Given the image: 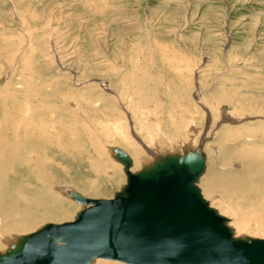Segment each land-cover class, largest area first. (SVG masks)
<instances>
[{
  "label": "rangeland",
  "instance_id": "1",
  "mask_svg": "<svg viewBox=\"0 0 264 264\" xmlns=\"http://www.w3.org/2000/svg\"><path fill=\"white\" fill-rule=\"evenodd\" d=\"M145 84L181 90L180 99L169 102L170 132L166 120L158 125L160 116L146 127L156 140L140 133L131 102V89ZM2 112L18 119L17 125H34L44 114L55 117L62 126L88 129L104 148V156L91 151L80 165L59 162L57 173L86 176L99 191H82L75 178L51 182V196L74 210L69 219L43 220L39 227L75 220L85 208L57 188L70 185L88 198L114 197L127 174L113 148L133 161L125 144L144 152L142 162L131 167L136 172L153 160L151 153H182L191 146L207 156L199 180L205 178L198 182L205 198L229 217L237 235L264 238V204L232 184L247 166L234 152L252 145L255 132L264 133V0H0ZM1 118L0 126L7 127ZM59 130L64 131L49 129ZM94 162H103L108 175L89 172ZM212 165L218 174L214 185L220 186L210 195L204 187ZM38 225L11 233L1 252Z\"/></svg>",
  "mask_w": 264,
  "mask_h": 264
},
{
  "label": "water",
  "instance_id": "2",
  "mask_svg": "<svg viewBox=\"0 0 264 264\" xmlns=\"http://www.w3.org/2000/svg\"><path fill=\"white\" fill-rule=\"evenodd\" d=\"M127 183L113 198L73 192L85 208L75 220L49 223L21 237L0 264H91L97 258L125 264H264V238L237 235L229 217L211 205L198 185L206 153H151L132 172V159L114 148Z\"/></svg>",
  "mask_w": 264,
  "mask_h": 264
},
{
  "label": "bare ground",
  "instance_id": "3",
  "mask_svg": "<svg viewBox=\"0 0 264 264\" xmlns=\"http://www.w3.org/2000/svg\"><path fill=\"white\" fill-rule=\"evenodd\" d=\"M8 94L5 97L11 96V95L8 96ZM4 101L8 102V100L5 99ZM35 109H37V106ZM41 109L43 110L44 108ZM60 110L62 112L64 110L65 112V109H60ZM26 111H28V109ZM27 115L29 116V114ZM0 116L3 117L1 119H4L6 123L9 122L7 127L0 126V248H3V246L6 244L5 243L6 239L8 241V236L10 237V234L11 233L13 234V232L26 231L30 228L37 226L38 224H41L42 223L41 221L43 220L57 219L59 221L60 219L61 220L69 219L72 216V209L74 210V208L71 209V207L66 203H65L66 205L63 204L61 199L53 198L49 193L50 188L52 187V186L50 187L51 182H55V183L62 181L74 182V180L77 179L75 180L74 183H77L78 185H80V187L83 186L82 191L88 188V191L98 192L99 188L97 187V185L90 184V180L85 178L86 177L85 175H84L85 177L83 178H79V175L81 174H77V177H71L66 175L65 173H60V172L57 173V171L61 170V168L59 167L60 163L76 161V164L79 163L78 165H80V163L83 161V158H85L88 154H90L91 151L98 154L99 156H104V148L99 146V144L97 145V143L95 142L97 140L95 139L96 137L95 134H94V138L93 135H90L89 137V133L86 132V130L89 131L88 129H86L84 132L82 130L83 128L82 129L80 128V131H76L74 128L69 127V125L62 126V124H60L61 121H57L55 117L54 118L48 117L49 115L46 114H44V118L40 117L38 122H34V125L30 124L29 121L27 122L25 121L23 125L21 124L17 125L18 119L11 121L10 116H8L5 113L1 114ZM7 117L9 121H6ZM15 122H17V124ZM59 127L61 128V130H64L63 133L62 131L60 133V130L57 132H55L56 131L55 130L53 133L49 131V129L51 128L58 129ZM90 131L92 132V130ZM254 134H255L253 136L254 141L252 145H244V148H241L240 150L234 152V155H238V157H241L246 161L247 166L245 165L246 168L244 167L243 173L239 171L238 175L231 178H232V184L236 188H238V190L248 193L250 192L249 194L253 195L254 198H256V200L260 202V204H264V133H260L259 131L258 134H256V132ZM118 141L122 143L121 139H118ZM124 146L128 148L129 152L135 159L134 161L132 160L131 167L134 168L137 165H139L142 162V160L145 158L144 152L141 151V149H139L138 147H135L133 144L132 145L125 144ZM113 153L115 158L120 163H122L121 160L117 157V152L114 151V148H113ZM206 160H207V156H206ZM206 160H205V164H206ZM93 165H94L93 169H91L89 172L92 173L96 172V174L103 172V174L108 175L109 169L103 162H94ZM215 166L212 165L209 176H207L209 171L206 173L207 176V178L205 179L206 187L204 188H206L209 194L211 192L216 191L218 186H220L218 185L219 183L214 185L215 180H218L217 178L218 174L215 170ZM131 167H130V171H131ZM64 175L67 177H64ZM201 176L199 177V179L201 178ZM219 177L223 179L222 178L223 176H219ZM204 178L198 181L199 184L200 182L201 183L203 182ZM81 179L83 180L84 183L81 181ZM54 185L56 187V184ZM69 186H66L67 189H63L65 187H61L57 189L60 191L64 190L63 193H65V195H68L75 200L73 196V192L74 191L78 192L77 191L78 189L75 190L74 188ZM210 195H212V193ZM257 206L258 205L255 204V207ZM258 207H260V205ZM47 224L49 223L47 222ZM47 224L45 223L44 226H46ZM55 224H61V223H55ZM44 226L39 227L38 225L39 228L36 231L23 234L14 240L16 241L19 240L21 237L33 234L37 232L39 229L43 228ZM11 240L10 242L14 241ZM9 248H11V246ZM6 251L7 248L5 249L4 252ZM110 261L111 260L97 258L91 264H114L112 263V261L111 263H109Z\"/></svg>",
  "mask_w": 264,
  "mask_h": 264
},
{
  "label": "crops",
  "instance_id": "4",
  "mask_svg": "<svg viewBox=\"0 0 264 264\" xmlns=\"http://www.w3.org/2000/svg\"><path fill=\"white\" fill-rule=\"evenodd\" d=\"M179 91H181V90H179L178 86H173L170 88L169 85H167L165 87V86H161L159 84L156 86L155 85L150 86V85L145 84L144 86L136 87V89L134 87L131 89V91H130L131 102L133 103L134 111L138 117L137 123H139V126H140L139 128L141 129V130L139 129L140 133H142L143 135H148V133H150L151 139H155V140L157 139L154 136V132L151 133V132H149L148 129H146L148 124L152 125V123H154V122H152L153 116H156V117L160 116L161 117V121H159V124H158V125H160V127L162 126V123L164 125V123L167 121L168 127H167L166 132H170L169 131L170 128H169L168 116L170 115V110L173 107L170 108L169 102H170L171 98L175 102L180 99V97L177 95ZM134 92H135V95H134ZM171 92H172V94H171ZM174 94H176V95H174ZM171 95H172V97H171ZM156 124H157V122H156ZM152 127L153 126H150L151 130H152ZM157 129H159L158 126H157ZM163 131H164V129H163ZM145 138L148 139L146 136H145ZM165 139L169 140L170 136L167 135V137ZM173 140H176V138H174Z\"/></svg>",
  "mask_w": 264,
  "mask_h": 264
}]
</instances>
